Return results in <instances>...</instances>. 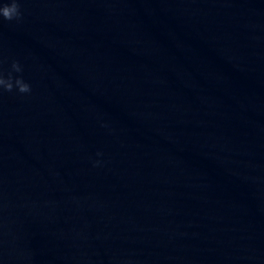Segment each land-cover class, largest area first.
Returning <instances> with one entry per match:
<instances>
[{
    "label": "water",
    "instance_id": "95a60500",
    "mask_svg": "<svg viewBox=\"0 0 264 264\" xmlns=\"http://www.w3.org/2000/svg\"><path fill=\"white\" fill-rule=\"evenodd\" d=\"M19 3L0 264H264V0Z\"/></svg>",
    "mask_w": 264,
    "mask_h": 264
},
{
    "label": "clouds",
    "instance_id": "9594fccd",
    "mask_svg": "<svg viewBox=\"0 0 264 264\" xmlns=\"http://www.w3.org/2000/svg\"><path fill=\"white\" fill-rule=\"evenodd\" d=\"M0 18L8 22L16 21L20 22L23 19L19 0H10V3H0ZM12 71L15 73H22L23 68L19 62L14 61L12 63ZM15 79V83L13 80ZM18 89L20 94H30L31 86L21 78H14L12 73L8 74V78L5 79L3 74L0 73V94L3 91L11 93L13 90Z\"/></svg>",
    "mask_w": 264,
    "mask_h": 264
}]
</instances>
